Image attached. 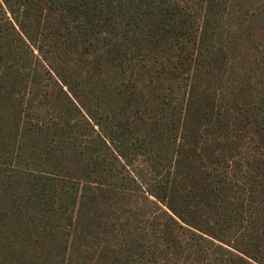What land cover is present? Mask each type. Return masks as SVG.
Here are the masks:
<instances>
[{
    "label": "trees",
    "instance_id": "16d2710c",
    "mask_svg": "<svg viewBox=\"0 0 264 264\" xmlns=\"http://www.w3.org/2000/svg\"><path fill=\"white\" fill-rule=\"evenodd\" d=\"M0 264H264V0H0Z\"/></svg>",
    "mask_w": 264,
    "mask_h": 264
}]
</instances>
